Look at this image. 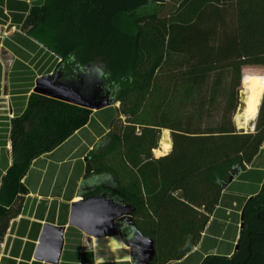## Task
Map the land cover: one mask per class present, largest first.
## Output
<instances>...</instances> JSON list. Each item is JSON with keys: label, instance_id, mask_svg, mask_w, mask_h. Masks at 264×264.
<instances>
[{"label": "trees", "instance_id": "trees-1", "mask_svg": "<svg viewBox=\"0 0 264 264\" xmlns=\"http://www.w3.org/2000/svg\"><path fill=\"white\" fill-rule=\"evenodd\" d=\"M146 4L43 0L23 21L25 36L58 61L62 81L93 70L98 97L107 92L112 102L100 113L108 131L85 157L83 185L114 182L116 196L134 210L136 229L153 241L149 264H264V176L241 207L237 249L211 254L212 240L204 247L206 225L223 197L220 184L250 166L264 144V92L253 131L233 123L242 69L264 68V0H181L165 17L138 16ZM91 114L30 94L11 120L0 242L19 214L32 161L84 128ZM162 131L172 146L154 158Z\"/></svg>", "mask_w": 264, "mask_h": 264}, {"label": "crops", "instance_id": "crops-1", "mask_svg": "<svg viewBox=\"0 0 264 264\" xmlns=\"http://www.w3.org/2000/svg\"><path fill=\"white\" fill-rule=\"evenodd\" d=\"M42 3L43 0H0V32L8 25L21 27L29 11ZM12 17H20V23L13 22ZM57 63L52 54L28 39L24 32L0 37V102L4 101L0 104L6 105V109L0 107V185L12 164L11 120L24 112L34 81L53 73ZM7 80L10 83L8 96L2 88ZM101 112H92L84 128L52 152L32 161L22 179L26 193L20 196L19 214L10 221L0 242V264H45L33 260L38 236L45 224L64 228L58 264H129L128 250L119 236L92 239L67 226L72 203L78 202L88 191L100 189L99 193L106 192L100 188L103 183L83 185L85 157L108 131V126L100 118ZM260 151L256 160L264 149ZM263 176V166L250 165L223 192L216 215L210 218L204 234L206 249L211 247V240L215 241L216 247L210 250L211 254L217 249L221 254L233 250L240 225L238 204L260 188Z\"/></svg>", "mask_w": 264, "mask_h": 264}, {"label": "water", "instance_id": "water-1", "mask_svg": "<svg viewBox=\"0 0 264 264\" xmlns=\"http://www.w3.org/2000/svg\"><path fill=\"white\" fill-rule=\"evenodd\" d=\"M92 71L88 69L86 74L79 76L76 81H60V75L57 72L42 76L34 81L31 94L91 112L104 111L110 107L112 102L108 100L107 92L103 98L98 97L100 80L92 76ZM96 74L99 75V73ZM244 108L245 104L240 105L238 112L242 114ZM169 145L171 149L170 138ZM262 148L264 149V144L260 150ZM170 149L166 154L170 152ZM255 160L256 158L251 167H254V163L257 161ZM238 174L240 171H233L228 175L227 181L220 184L222 192L227 189ZM100 188L106 192L93 194L94 190L88 191L85 193L89 195L88 197H81L78 202L70 205L67 226L92 239H104L117 235L122 245L128 250L129 264L152 262L155 254L153 241L143 237L136 229L132 221L133 208L116 196V186L111 179L103 181ZM259 189L247 199L255 195ZM247 199L240 200L237 207L239 211ZM240 229L241 224L239 225ZM125 230H128L126 236H124ZM63 231L62 227L43 225L38 236L33 260L45 264H58L63 247ZM236 249L235 244L233 251Z\"/></svg>", "mask_w": 264, "mask_h": 264}, {"label": "rangeland", "instance_id": "rangeland-1", "mask_svg": "<svg viewBox=\"0 0 264 264\" xmlns=\"http://www.w3.org/2000/svg\"><path fill=\"white\" fill-rule=\"evenodd\" d=\"M180 1L181 0H147V4L144 7L138 9L136 14L138 16H140V15H147V14H154L155 13L159 17H165V16H167L169 13H171L175 9V7L179 4ZM4 31L9 33V34H11L12 33L11 26L8 25L6 30L1 31L0 32V37L2 36V33ZM20 31H21V33L24 32L22 27L20 28ZM54 72H55V69H54L53 73ZM249 74L250 75L259 76V77L243 78L245 75H249ZM260 76H262V77H260ZM246 80H255L264 89V68L263 67H245V68L242 69V81H241L240 91H239V106L243 105L245 103V96L246 95H245V90H244L245 88L243 86V81H246ZM9 85H10V83H9L8 80L4 81V84H3L2 88L5 91L6 96H8V92H9V89H10ZM263 92H264V90H263ZM262 96H263V94H262ZM7 99L8 98H6V100ZM261 100H262V97H261ZM261 100L256 103L255 114H254L253 118L249 122H247L244 126L241 125V121H242L240 119L241 114L238 112V108H237V110L235 112V115H234V118H233V123H234V126L236 127L237 130H240V131H243V132H252L253 131L255 118H256L258 107H259V105L261 103ZM3 102L4 101L1 100L0 103H3ZM5 103H8V101L5 102ZM0 107L6 109V105L5 104L4 105L0 104ZM117 108H118V105L116 104L115 105V109H117ZM162 133H167L168 134V139H169V132L168 131H162L160 133L157 147L152 152V155H153L154 158H158V156H160V155H157V152L159 150V144H160ZM162 154H164V153H162ZM258 166H261V167L263 166L264 167V152H262L261 156L254 163V167H258ZM86 247H88L87 249H89V246H86Z\"/></svg>", "mask_w": 264, "mask_h": 264}, {"label": "bare ground", "instance_id": "bare-ground-1", "mask_svg": "<svg viewBox=\"0 0 264 264\" xmlns=\"http://www.w3.org/2000/svg\"><path fill=\"white\" fill-rule=\"evenodd\" d=\"M243 86L245 90V108L243 113L240 116L241 125H245L247 122H249L254 114H255V108L256 103L261 100L262 94H263V87L258 84L255 80H246L243 81ZM236 121V120H235ZM170 149L169 145V139L168 134L163 133L161 135V140L159 144V150L157 152V155H161L162 153L168 152Z\"/></svg>", "mask_w": 264, "mask_h": 264}, {"label": "built area", "instance_id": "built-area-1", "mask_svg": "<svg viewBox=\"0 0 264 264\" xmlns=\"http://www.w3.org/2000/svg\"><path fill=\"white\" fill-rule=\"evenodd\" d=\"M21 27H22V25H21ZM21 27L16 28V27H13V26H12V27H11V31H12V32H15V31H16V32H21V31H20V28H21ZM6 29H7V28L5 27L4 30H6ZM8 35H9V33H7V32L4 31V32L2 33V36H1V37H6V36H8Z\"/></svg>", "mask_w": 264, "mask_h": 264}, {"label": "flooded vegetation", "instance_id": "flooded-vegetation-1", "mask_svg": "<svg viewBox=\"0 0 264 264\" xmlns=\"http://www.w3.org/2000/svg\"><path fill=\"white\" fill-rule=\"evenodd\" d=\"M60 81H62L61 79H60ZM128 234V230H125L124 231V236H126Z\"/></svg>", "mask_w": 264, "mask_h": 264}]
</instances>
